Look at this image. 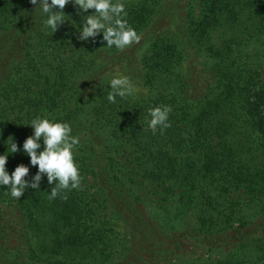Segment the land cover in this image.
<instances>
[{"label": "trees", "instance_id": "obj_1", "mask_svg": "<svg viewBox=\"0 0 264 264\" xmlns=\"http://www.w3.org/2000/svg\"><path fill=\"white\" fill-rule=\"evenodd\" d=\"M180 1L169 0L177 5L171 9L167 0H123L125 18L142 38L118 50L99 36L76 39L73 23L81 25L82 15L93 9L80 14L67 4L63 11L70 19L52 33L31 0H0V154L9 137L20 148L8 155L9 173L20 163L29 165L26 179L37 171L22 145L33 133L27 123L46 116L71 125L80 138L74 160L94 180L90 188L65 189L54 199L48 197L55 184L46 176L39 189L28 187L19 199L0 186V264H105L110 253L99 229L107 223L97 215L103 202L129 233L126 251L112 264H158L166 251L188 248L187 241L199 235L180 215L188 217L197 204L219 209L216 197L201 186L204 178L225 177L264 197V78L226 62L232 40L245 30L244 40L254 37L245 47L264 57L261 3L203 0L202 14L195 15L189 12L192 0L183 12ZM183 20L184 39L174 34ZM150 26L166 33L151 29L155 34L149 37ZM144 39L150 43L140 55ZM187 45L211 51L204 64H188ZM125 60L132 92L112 103L108 82ZM134 80L146 92L135 91ZM163 105L171 106V126L153 132L149 109ZM121 153L127 164L121 165ZM145 183L156 185L162 201L175 198L173 230L160 223L161 212L146 208ZM89 221L97 229L88 230ZM256 221L242 230L228 222L219 226L217 239L237 245L224 264H264V230L256 232L264 225Z\"/></svg>", "mask_w": 264, "mask_h": 264}, {"label": "rangeland", "instance_id": "obj_2", "mask_svg": "<svg viewBox=\"0 0 264 264\" xmlns=\"http://www.w3.org/2000/svg\"><path fill=\"white\" fill-rule=\"evenodd\" d=\"M256 4L261 3V7L259 10L264 11V0H253ZM192 10L190 9L189 12L195 15H201L203 12L202 4L203 0H192ZM186 0H181L180 4L183 7L180 8V12H183L186 8ZM171 4V9H176L177 5L172 4L167 0L166 8H168ZM183 23L180 22V26L174 30V34L176 37L183 38L186 36L183 33ZM156 29L157 31H162L163 34L166 33L162 30V27H153L150 26L148 30ZM147 30V31H148ZM245 30L244 33L239 34L242 38H238L237 36L234 37L232 40V45L230 50L227 52L228 57L226 59L227 64H231L236 69H243L244 74L247 75L250 73H254L253 76L255 78H260L263 80L264 75L262 74L264 69V64H260L259 61L264 58L263 56L258 58L257 53L253 51L252 47H245V42H250L254 37L249 39H245L248 35ZM155 32L151 30L149 37L153 36ZM261 41H263L261 39ZM260 41V42H261ZM150 41L149 39H144L142 45L140 47V55L142 52L147 48ZM220 49L224 44L221 42L217 45ZM238 50L243 51V55L238 54L235 56ZM263 50V49H262ZM264 54V51H262ZM211 51H206V48L199 47L197 48L189 47L187 45V59L189 63L201 65L204 64V58L209 55ZM139 55V56H140ZM235 57V58H234ZM138 58V57H137ZM185 60V61H186ZM214 61H217V56L214 54ZM247 61H249L247 63ZM126 60L121 62L123 66L119 67L116 70V73L121 76H127L128 78L131 77L129 75L130 69H127ZM126 64V65H124ZM215 64V63H212ZM261 65V66H259ZM255 71V72H254ZM261 74V75H259ZM133 78V77H131ZM136 80H140L139 78ZM133 81V80H132ZM264 81V80H263ZM136 86L133 88L135 91L141 89L138 85V81H135ZM138 82V83H137ZM146 92L145 89H141V93ZM199 113V111H196ZM126 154L121 153L118 155V159L121 160L122 164H127L124 158ZM123 160V161H122ZM82 171L81 176V185L90 188L91 184L94 182L92 175L90 174L89 170L87 169H80ZM225 177L219 178H204L202 180L201 186L210 191L218 200L219 202V209L218 210H206L204 207H200L199 204L196 205L194 209H190L186 212L187 216L180 215V217L185 220L188 219L196 228L198 236L190 238L187 243H189L188 248H182L179 251H166V254L161 257L162 262L158 264H224L223 261L228 256L227 254H231L233 250H236L237 245L235 243H231L229 240L222 241L221 239H217L223 230L219 228L222 225H226L227 222L233 226L234 228H241V230L247 225L250 224L251 226L257 223V219L260 220V225H264V217H261L263 214L260 205L257 206L255 202L256 196L261 198L264 203V197L262 195H258L251 191L249 187L246 185H237L235 182L232 181H225ZM93 189L91 188V191ZM142 191V199L147 209L155 210L157 212H161L163 216L161 217L160 223L166 227L167 231H171L174 229L173 224V217H174V202L175 198H170L168 202L162 201V194L160 190L156 187V185L145 183L141 186ZM96 197V196H95ZM94 197V198H95ZM257 198V199H258ZM95 204L98 203L97 197L94 199ZM106 203H102V207L99 209V217L103 220H106L107 224H104L100 227L101 234L103 236L102 241L108 243V252L110 253V257L106 259L105 264H112L113 262L117 261L121 258L122 254L126 251L129 241V233L125 230L120 223V219L118 220L117 213L107 205L104 207ZM168 205V206H167ZM166 206L167 210L163 212L162 207ZM234 211V213H232ZM96 217V216H95ZM229 218V219H228ZM247 223H241L242 221H247ZM255 222V223H253ZM98 224L93 226L92 222H88V230L97 229ZM264 230V226L256 228V232ZM95 230L94 232H96ZM213 232V233H212ZM92 241L100 243L101 241L96 238H91ZM161 254V253H159Z\"/></svg>", "mask_w": 264, "mask_h": 264}, {"label": "clouds", "instance_id": "obj_3", "mask_svg": "<svg viewBox=\"0 0 264 264\" xmlns=\"http://www.w3.org/2000/svg\"><path fill=\"white\" fill-rule=\"evenodd\" d=\"M35 9L39 6L42 25L52 33L70 17L63 9L69 3L82 14L93 9L90 14L82 15L81 25L76 27V39L89 42L98 36L106 42L108 48L113 46L123 50L127 46L138 43L141 35L125 18L127 12L123 0H31ZM59 9V10H57ZM111 91L107 99L116 103L117 96L124 98L132 92V85L127 76H113L109 80ZM170 105L155 106L149 109L148 127L156 132L171 126ZM33 127V133L23 142L22 149L30 157V164L37 167L31 179L29 165L20 163L9 173L6 164L9 153L20 150L12 137L7 140V151L0 154V186L7 185L11 197L19 199L28 187L39 189L42 179L46 176L48 184H55L49 193V199L56 198L62 190L81 187L82 176L78 164L74 160V148L80 138L72 135V127L66 121L37 116L27 123ZM64 198H67L66 196Z\"/></svg>", "mask_w": 264, "mask_h": 264}]
</instances>
